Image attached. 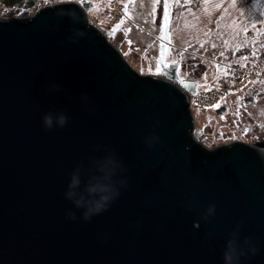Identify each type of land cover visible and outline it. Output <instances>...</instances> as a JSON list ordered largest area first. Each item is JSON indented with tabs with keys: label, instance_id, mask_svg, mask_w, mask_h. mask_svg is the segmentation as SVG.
<instances>
[{
	"label": "water",
	"instance_id": "95a60500",
	"mask_svg": "<svg viewBox=\"0 0 264 264\" xmlns=\"http://www.w3.org/2000/svg\"><path fill=\"white\" fill-rule=\"evenodd\" d=\"M89 5L0 19V264H264V141L196 143V81L139 74Z\"/></svg>",
	"mask_w": 264,
	"mask_h": 264
},
{
	"label": "rangeland",
	"instance_id": "374dc122",
	"mask_svg": "<svg viewBox=\"0 0 264 264\" xmlns=\"http://www.w3.org/2000/svg\"><path fill=\"white\" fill-rule=\"evenodd\" d=\"M78 1L15 0L10 4L0 0V19H26L46 6ZM84 1L90 4L86 9L87 22L108 36V41L141 75H160L163 52L164 64L180 65L178 80L194 78L197 89L202 91L211 90L214 78L220 74L210 65L217 58L222 60L217 61L220 64L249 60L264 73V0H184L187 16L183 19L182 9L168 31L171 39L163 36L171 18L168 10L171 0ZM119 8H123L124 18L113 20ZM193 37H201V48L206 50L202 52L207 58L206 65L201 67L189 62L184 50L171 54L169 42L182 44L181 39L190 42ZM259 79L262 78H252L245 84L242 79L239 83L242 86L230 89L219 102L203 109L191 101L194 133L198 134L195 140L209 150L234 141L252 144L264 141V81ZM222 107L226 108L224 113L218 110Z\"/></svg>",
	"mask_w": 264,
	"mask_h": 264
},
{
	"label": "flooded vegetation",
	"instance_id": "af4514ba",
	"mask_svg": "<svg viewBox=\"0 0 264 264\" xmlns=\"http://www.w3.org/2000/svg\"><path fill=\"white\" fill-rule=\"evenodd\" d=\"M164 4V2H163ZM187 3L184 0H171V7L168 9L171 11V18H169L167 20V29L164 30L163 32V36L167 35L168 39H171V35L168 33L169 29L171 28L172 25H174V21L178 20V15L180 13V11L183 9L184 10V15H183V19H185V17L187 16V9L186 8ZM166 6V4H165ZM182 38H186L185 36H183ZM189 39V38H188ZM191 41H187V39H181L182 44L180 43H173V42H169L171 45V54H177L178 51L180 50H184L185 54H188L187 60L193 64H195L197 67H201L206 65V63L204 62V59L206 60V56L202 53L206 50L201 48V41L202 38L200 37H193L190 39ZM170 41V40H169ZM166 54V53H165ZM164 54V57H165ZM164 57L162 60H164ZM161 58V57H160ZM211 62L212 59L210 60ZM217 61H221L222 60L220 58L215 59V61L213 63H210V65L212 67H215L216 69H218V71H220V74L218 76H216L213 80V84L210 86L211 88H213L214 85V81H217L221 76L226 74L225 71V67L226 66H230V65H240V64H250L249 60L243 61L242 63H238V62H228L226 61V63L223 62V64L217 63ZM162 64L164 65V68L161 66V70H160V75H164L165 77L174 74V79L177 82V84H179V81H183V80H190V81H196L194 78H190V79H179L178 80V68H179V64L178 62H173V63H169V64H164L162 61ZM254 64V63H252ZM260 67V66H259ZM261 69V67H260ZM196 72H193V76H197L195 75ZM198 75L201 74V69L199 68L197 71ZM197 83V81H196ZM234 89V88H233ZM204 89H197V84H196V90L195 93L198 91H202ZM193 93V94H195ZM190 94V95H193ZM196 129V128H195Z\"/></svg>",
	"mask_w": 264,
	"mask_h": 264
},
{
	"label": "built area",
	"instance_id": "2783aa9c",
	"mask_svg": "<svg viewBox=\"0 0 264 264\" xmlns=\"http://www.w3.org/2000/svg\"><path fill=\"white\" fill-rule=\"evenodd\" d=\"M123 8H119L118 12H114L112 19H121L124 18V10ZM106 38H108L105 35ZM226 74L221 76L216 84L209 91H198L193 95H189V109L190 114L193 118V110L191 108V100L192 103H196L198 106L203 109L207 106H211L221 100V98L227 94L230 89L237 88L247 83L252 78H262L264 81V73L261 71L260 67L255 66L254 64H240V65H230L225 67ZM243 79L245 81L242 85H240V81ZM259 79V80H262ZM194 121V120H193ZM194 131H192V136L194 138ZM196 141V140H195ZM201 146L207 148L201 141H196ZM209 149V148H207Z\"/></svg>",
	"mask_w": 264,
	"mask_h": 264
},
{
	"label": "clouds",
	"instance_id": "9594fccd",
	"mask_svg": "<svg viewBox=\"0 0 264 264\" xmlns=\"http://www.w3.org/2000/svg\"><path fill=\"white\" fill-rule=\"evenodd\" d=\"M54 89H58V86L53 85ZM68 117L63 114L60 113L58 115H56L55 120L53 117L52 113H45L42 117H41V121H42V125L43 128L47 131V130H51L53 127H64L67 123ZM154 139H158L157 137H154ZM148 145L151 146V141L148 142ZM75 184V181H73V185ZM106 192L108 191L107 188H98V187H92L88 189L89 193H95V192ZM69 195H71V193H69ZM119 193L118 192H114L112 197L110 196H101L100 200L95 202L94 205L90 208H88L84 213H83V217L84 220L87 221L90 218V214L93 213H99L100 211L104 210V205L110 201V199L114 198L115 196H118ZM76 205L79 207L80 206V201L77 200ZM215 211V205H210L207 209V214L211 215L213 214ZM68 218L70 220H75V213H69ZM202 219L207 220V215L203 216ZM253 254H256V252L258 251V249L256 247H253L251 249ZM234 258L238 261L239 259V255L237 254V249L235 246V242L234 241H229L228 245H227V250L224 254V261L225 264H230V262H232L234 260Z\"/></svg>",
	"mask_w": 264,
	"mask_h": 264
},
{
	"label": "trees",
	"instance_id": "16d2710c",
	"mask_svg": "<svg viewBox=\"0 0 264 264\" xmlns=\"http://www.w3.org/2000/svg\"><path fill=\"white\" fill-rule=\"evenodd\" d=\"M13 1H15V0H7V2L10 3V4H11ZM107 37H108V36H107ZM107 39H109V37H108ZM193 142H194V141H193ZM194 143H195V142H194Z\"/></svg>",
	"mask_w": 264,
	"mask_h": 264
},
{
	"label": "bare ground",
	"instance_id": "6f19581e",
	"mask_svg": "<svg viewBox=\"0 0 264 264\" xmlns=\"http://www.w3.org/2000/svg\"><path fill=\"white\" fill-rule=\"evenodd\" d=\"M162 77V76H161ZM165 77V76H164ZM167 78V77H166ZM174 82L177 84V82L174 80ZM192 101V100H191Z\"/></svg>",
	"mask_w": 264,
	"mask_h": 264
},
{
	"label": "snow or ice",
	"instance_id": "6c2138e0",
	"mask_svg": "<svg viewBox=\"0 0 264 264\" xmlns=\"http://www.w3.org/2000/svg\"><path fill=\"white\" fill-rule=\"evenodd\" d=\"M214 107H219V105H216V106H214Z\"/></svg>",
	"mask_w": 264,
	"mask_h": 264
}]
</instances>
